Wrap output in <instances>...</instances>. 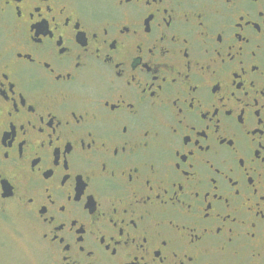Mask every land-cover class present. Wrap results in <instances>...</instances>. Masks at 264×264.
I'll return each mask as SVG.
<instances>
[{
	"label": "flooded vegetation",
	"instance_id": "flooded-vegetation-1",
	"mask_svg": "<svg viewBox=\"0 0 264 264\" xmlns=\"http://www.w3.org/2000/svg\"><path fill=\"white\" fill-rule=\"evenodd\" d=\"M261 145L264 0H0V229L50 264H264Z\"/></svg>",
	"mask_w": 264,
	"mask_h": 264
},
{
	"label": "rangeland",
	"instance_id": "rangeland-1",
	"mask_svg": "<svg viewBox=\"0 0 264 264\" xmlns=\"http://www.w3.org/2000/svg\"><path fill=\"white\" fill-rule=\"evenodd\" d=\"M0 229V264H50L24 222Z\"/></svg>",
	"mask_w": 264,
	"mask_h": 264
},
{
	"label": "snow or ice",
	"instance_id": "snow-or-ice-1",
	"mask_svg": "<svg viewBox=\"0 0 264 264\" xmlns=\"http://www.w3.org/2000/svg\"><path fill=\"white\" fill-rule=\"evenodd\" d=\"M125 131H127V128L124 129ZM262 147H264V145H261Z\"/></svg>",
	"mask_w": 264,
	"mask_h": 264
}]
</instances>
